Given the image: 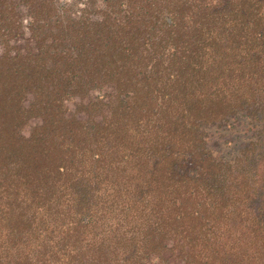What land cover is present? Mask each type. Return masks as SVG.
I'll use <instances>...</instances> for the list:
<instances>
[{
    "label": "trees",
    "instance_id": "obj_1",
    "mask_svg": "<svg viewBox=\"0 0 264 264\" xmlns=\"http://www.w3.org/2000/svg\"><path fill=\"white\" fill-rule=\"evenodd\" d=\"M0 264H264V0H0Z\"/></svg>",
    "mask_w": 264,
    "mask_h": 264
}]
</instances>
